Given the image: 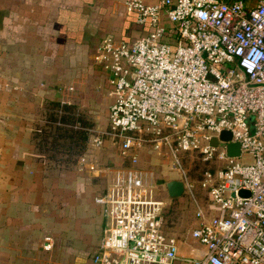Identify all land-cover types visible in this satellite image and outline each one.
<instances>
[{
	"label": "built area",
	"instance_id": "2783aa9c",
	"mask_svg": "<svg viewBox=\"0 0 264 264\" xmlns=\"http://www.w3.org/2000/svg\"><path fill=\"white\" fill-rule=\"evenodd\" d=\"M148 32L129 41L104 38L95 61L108 74L113 100L108 128L90 127V143L118 137L119 152L136 160L143 142L166 145L173 164L197 152L221 165L206 169L200 184L210 213L198 210L191 232L203 246L180 255L177 238L164 230V201L137 172L119 174L95 201L108 218L94 260L105 264H264V0H125ZM73 85L61 87L71 103ZM231 132L240 154L212 144ZM221 141V140H220ZM253 155L244 162L242 155ZM81 162L85 157H80ZM240 189L248 191L240 194ZM53 238L44 236L50 249Z\"/></svg>",
	"mask_w": 264,
	"mask_h": 264
},
{
	"label": "crops",
	"instance_id": "0c3cea01",
	"mask_svg": "<svg viewBox=\"0 0 264 264\" xmlns=\"http://www.w3.org/2000/svg\"><path fill=\"white\" fill-rule=\"evenodd\" d=\"M124 1L0 0V264H105L94 260L108 223L95 197L128 170L131 156L115 154L107 140L92 145L89 134L76 162L53 159L35 131L47 122V101L60 102L67 85L92 127L99 128L98 105L108 120L112 86L94 59L96 47L107 37L129 41L149 30ZM46 235L50 249L43 247ZM192 241L180 255L203 250Z\"/></svg>",
	"mask_w": 264,
	"mask_h": 264
},
{
	"label": "rangeland",
	"instance_id": "374dc122",
	"mask_svg": "<svg viewBox=\"0 0 264 264\" xmlns=\"http://www.w3.org/2000/svg\"><path fill=\"white\" fill-rule=\"evenodd\" d=\"M88 102H86L87 105L90 104ZM104 106L103 103L94 107L97 112L96 120L98 121L100 130H106L109 124L107 115H104ZM85 107L88 108V106ZM103 138L104 141L107 140L109 142L113 152L121 156L119 152V138L109 134H103ZM132 152L135 153L136 160H131L128 170L123 173L128 174L129 171L130 173L137 172L146 183L151 185L153 197L164 201L162 210L163 228L177 238L179 248L186 247V249H190L191 246H195L190 234L193 228L200 222L198 210L200 208L203 209L205 216H208L210 213L207 191L200 184L202 172L205 169H216L221 165V162L215 158L205 160L197 152H181L179 154L181 167L184 169L190 184L185 187L184 192L180 196L170 197L167 193L166 182L173 177V172L176 178L172 179H183V176L179 169L174 166L169 148L164 144L156 146L154 141H146L133 149ZM189 253L187 252L186 254Z\"/></svg>",
	"mask_w": 264,
	"mask_h": 264
},
{
	"label": "trees",
	"instance_id": "16d2710c",
	"mask_svg": "<svg viewBox=\"0 0 264 264\" xmlns=\"http://www.w3.org/2000/svg\"><path fill=\"white\" fill-rule=\"evenodd\" d=\"M46 105L47 122L35 131L39 147L53 159L76 162L86 148L92 121L72 103L49 100Z\"/></svg>",
	"mask_w": 264,
	"mask_h": 264
},
{
	"label": "water",
	"instance_id": "95a60500",
	"mask_svg": "<svg viewBox=\"0 0 264 264\" xmlns=\"http://www.w3.org/2000/svg\"><path fill=\"white\" fill-rule=\"evenodd\" d=\"M231 132L227 129L220 131L218 137H212L210 142L212 144H220L227 146V153L232 156H238L240 154V145L238 142L230 141ZM221 140V141H220ZM253 155L250 153H244L242 160L244 162H252ZM167 193L170 197L180 196L185 190V183L182 179H170L166 182ZM240 194L248 193L245 189H240Z\"/></svg>",
	"mask_w": 264,
	"mask_h": 264
}]
</instances>
